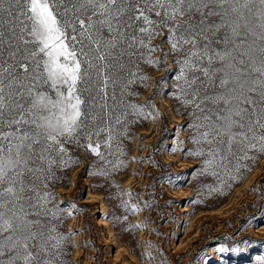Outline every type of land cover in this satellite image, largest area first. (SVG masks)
<instances>
[{
  "label": "rangeland",
  "instance_id": "rangeland-1",
  "mask_svg": "<svg viewBox=\"0 0 264 264\" xmlns=\"http://www.w3.org/2000/svg\"><path fill=\"white\" fill-rule=\"evenodd\" d=\"M144 14L157 22L163 16ZM87 16L94 27L99 12ZM81 18L90 31L89 20ZM141 20L132 22L133 28ZM213 21L218 17H207ZM76 28L73 33L70 25L67 32L79 41L80 25ZM0 30V58L14 64L10 57L17 41L7 24ZM103 35L113 36L107 27ZM136 35L155 50L139 44L122 49L123 68L115 69L116 83H109L108 97L99 102L106 104L103 130L95 134L98 106L96 119L88 122L91 138L82 134L65 143L66 151L51 157L48 172L36 182L28 218L39 221L33 227L44 231L46 243L30 248L38 253L31 264H259L264 258V153L258 148L243 152L234 143L231 152L222 147L211 157L210 146L196 142L193 113H199L184 103L178 87L184 65L176 61L185 56L172 50L169 29L160 26L151 41L138 30ZM214 47L221 50L227 43ZM23 49L20 42L17 59Z\"/></svg>",
  "mask_w": 264,
  "mask_h": 264
},
{
  "label": "snow or ice",
  "instance_id": "snow-or-ice-1",
  "mask_svg": "<svg viewBox=\"0 0 264 264\" xmlns=\"http://www.w3.org/2000/svg\"><path fill=\"white\" fill-rule=\"evenodd\" d=\"M153 11L157 17L163 12L158 22L144 14ZM89 12H99L94 27ZM209 16L219 22L208 23ZM81 17L89 20L90 31ZM5 24L17 50L10 57L14 64L0 58V257L9 254L0 264H31L38 253L30 248L45 246L44 231L33 227L39 221L28 218L36 182L48 172L51 157L66 151L65 143L82 134L91 138L88 122L96 119L98 106L95 134L103 130L106 104L99 102L108 97L109 83H116L115 69L123 68L121 49L139 44L155 50L137 30L151 41L160 26L167 27L172 50L183 52L185 59L176 61L184 65L178 87L184 103L199 113H193L196 142H206L211 157L222 147L231 152L234 143L240 151L264 153V0H0V28ZM76 24L79 41L67 32L71 25L76 33ZM105 27L111 39L104 37ZM3 35L0 30V42ZM20 42L24 49L17 59ZM224 43L221 50L214 47Z\"/></svg>",
  "mask_w": 264,
  "mask_h": 264
},
{
  "label": "trees",
  "instance_id": "trees-1",
  "mask_svg": "<svg viewBox=\"0 0 264 264\" xmlns=\"http://www.w3.org/2000/svg\"><path fill=\"white\" fill-rule=\"evenodd\" d=\"M123 49V51H124V48H122ZM122 49H121V51H122Z\"/></svg>",
  "mask_w": 264,
  "mask_h": 264
}]
</instances>
